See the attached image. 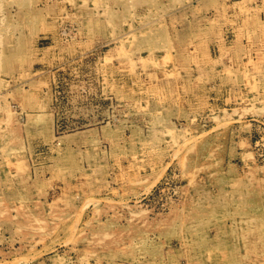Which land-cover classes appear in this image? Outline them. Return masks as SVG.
Returning <instances> with one entry per match:
<instances>
[{
	"label": "rangeland",
	"instance_id": "1",
	"mask_svg": "<svg viewBox=\"0 0 264 264\" xmlns=\"http://www.w3.org/2000/svg\"><path fill=\"white\" fill-rule=\"evenodd\" d=\"M263 35L264 0H0V264H264Z\"/></svg>",
	"mask_w": 264,
	"mask_h": 264
},
{
	"label": "bare ground",
	"instance_id": "2",
	"mask_svg": "<svg viewBox=\"0 0 264 264\" xmlns=\"http://www.w3.org/2000/svg\"><path fill=\"white\" fill-rule=\"evenodd\" d=\"M95 1H96V0H95ZM242 2H243V1H242ZM242 4H243V3H242ZM238 5H239V4H238ZM240 5H241V4H240ZM237 8H238V7H237ZM239 8H240V7H239ZM239 8H238V10H239ZM241 8H242V7H241ZM116 9H117V8H116ZM242 9H243V8H242ZM252 9H253V8H252ZM255 16H256V15H255ZM255 16H253V17H255ZM88 17H89V16H88ZM103 18H104V17H103ZM107 23H108V22H107ZM256 24H257V23H256ZM262 24H263V23H262ZM262 24H261V25H262ZM253 27H254V26H253ZM217 28H218V27H217ZM246 28H247V27H246ZM251 28H252V27H251ZM215 29H216V28H215ZM244 29H245V28H244ZM252 29H253V28H252ZM245 30H247V29H245ZM249 30H250V29H249ZM254 31H255V29H254ZM261 31H262V30H261ZM209 32H210V31H209ZM218 32H219V31H218ZM244 33H245V31H244ZM210 34H211V33H210ZM248 34H249V32H248ZM250 34H251V33H250ZM252 34H253V33H252ZM195 35H197V34H195ZM207 35H208V34H207ZM244 36H245V35H244ZM255 36H256V35H255ZM263 36H264V35H263ZM247 37H249V36H247ZM247 39H248V38H247ZM249 40H250V39H249ZM227 41H228V40H227ZM251 41H252V40H251ZM251 41H250V42H251ZM197 42H198V41H197ZM215 42H217V41H215ZM225 42H226V41H225ZM202 43H203V42H202ZM202 43H201V44H202ZM218 43H219V42H218ZM223 43H224V42H223ZM67 44H68V43H67ZM242 44H243V43H242ZM249 44H250V43H249ZM225 45H226V44H225ZM263 45H264V44H263ZM199 46H200V45H199ZM199 46H197V47H199ZM201 46H202V45H201ZM227 46H228V45H227ZM233 46H234V45H233ZM244 46H245V45H244ZM255 46H256V44H255ZM258 46H259V45H258ZM261 46H262V45H261ZM181 47H182V46H181ZM194 47H195V46H194ZM215 47H216V46H215ZM231 47H232V46H231ZM237 47H238V46H237ZM237 47H236V48H237ZM247 47H248V46H247ZM205 48H206V46H205ZM207 48H208V47H207ZM216 48H217V47H216ZM219 48H221V47H219ZM251 48H252V47H251ZM259 48H260V47H259ZM225 49H226V48H225ZM229 49H231V48H229ZM229 49H228V51H229ZM194 50H195V49H194ZM233 50H234V49H233ZM235 50H236V49H235ZM245 50H246V49H245ZM253 50H254V47H253ZM253 50H252V51H253ZM256 50H257V49H256ZM260 50H261V49H260ZM226 51H227V49H226ZM241 51H242V50H241ZM241 51H240V53H241ZM202 52H203V51H202ZM230 52H231V51H230ZM236 52H237V51H236ZM236 52H235V54H238V53H236ZM242 52H243V51H242ZM244 52H245V51H244ZM167 53H168V52H167ZM186 53H187V52H186ZM192 53H194V52L192 51ZM206 53H207V52H206ZM233 53H234V52H233ZM233 53H232V54H233ZM245 53H246V52H245ZM247 53H248V51H247ZM251 53H252V52H251ZM45 54H47V53H45ZM189 54H190V52H189ZM203 54H205V53H203ZM224 54H225V52H224ZM242 54H243V53H242ZM248 54H249V53H248ZM263 54H264V52H263ZM166 55H167V54H166ZM190 55H191V54H190ZM190 55H189V56H190ZM199 55H200V54H199ZM229 55H230V54H229ZM110 56H111V55H110ZM185 56H186V55H185ZM193 56H194V55H193ZM206 56H207V55H206ZM208 56H209V55H208ZM236 56H237V55H236ZM239 56H240V55H239ZM239 56H238V57H239ZM243 56H244V54H243ZM166 57H167V56H166ZM166 57H165V58H166ZM183 57H184V56H183ZM187 57H188V56H187ZM222 57H224L223 54H222ZM222 57H221V58H222ZM240 57H241V56H240ZM138 58H139V57H138ZM188 58H189V57H188ZM191 58H192V57H191ZM209 58H210V57H209ZM225 58H226V57H225ZM247 58H248V57H247ZM250 58H251V57H250ZM254 58H255V57H254ZM127 59H128V57H127ZM184 59H185V61L187 60L186 57H185ZM193 59H194V58H193ZM238 59H239V58H238ZM243 59H244V58H243ZM245 59H246V58H245ZM105 60H106V59H105ZM147 60H148V59H147ZM191 60H192V59H191ZM197 60H198V59H197ZM208 60H209V59H208ZM106 61H107V60H106ZM187 61H189V60H187ZM187 61H186V62H187ZM192 61H193V60H192ZM202 61H203V59H202ZM202 61H200V62H202ZM206 61H207V59H206ZM206 61H205V62H206ZM129 62H130V61H129ZM194 62H195V61H194ZM221 62H222V61H221ZM121 63H122V62H121ZM127 63H128V62H127ZM196 63H197V62H196ZM223 66L226 67L225 65H223ZM215 69H216V68H215ZM248 69H249V68H248ZM243 70H244V69H243ZM207 71H208V70H207ZM246 72H247V71L245 70V73H246ZM196 73H197V72H196ZM249 74H250V73H249ZM253 75H254V74H253ZM202 76H203V75H202ZM247 76H248V74H247ZM185 83H186V82H185ZM151 85H152V84H151ZM33 91H34V90H33ZM208 93H209V92H208ZM180 96H181V95H180ZM167 131H168V130H167ZM97 133H98V132H97ZM165 133H166V132H165ZM85 134H87V135H85ZM103 134H106V132L103 133ZM91 136H92V134L89 135L88 132H86V133H83V134L81 135V137L79 138V140H81V141H82V140H84V141H88V140H90L89 138H91ZM109 136H110V135H109ZM111 136H112V135H111ZM113 136H115V135H113ZM110 138H111V137H110ZM146 142H147V141H146ZM159 163H160V162H159ZM164 166H165V165H164ZM67 183H68V182H67ZM39 219H40V218H39Z\"/></svg>",
	"mask_w": 264,
	"mask_h": 264
}]
</instances>
